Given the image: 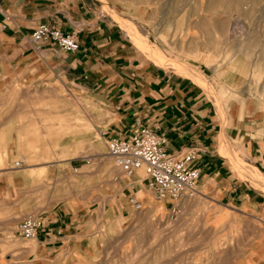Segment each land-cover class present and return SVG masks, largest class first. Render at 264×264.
<instances>
[{"label":"rangeland","instance_id":"rangeland-1","mask_svg":"<svg viewBox=\"0 0 264 264\" xmlns=\"http://www.w3.org/2000/svg\"><path fill=\"white\" fill-rule=\"evenodd\" d=\"M99 1L102 13L115 16L129 43L146 59L193 78L218 105L223 97L264 98V0ZM125 21L134 24L135 32L121 24ZM236 22L241 28L233 27ZM135 36L165 60L151 57ZM201 68L212 74L204 75ZM108 120L103 105L56 79L0 85V168L11 166L25 177L38 178L34 189H20L19 209L0 215V222L9 218L4 222L16 229L22 216L42 213L38 207L46 202L47 212L64 206L76 213L93 212L97 205L100 209L86 231L89 245L25 255L34 239L0 235V264H264V211L196 193L180 199L173 212L170 200L158 199L144 188L136 196L141 209L126 201L128 212L122 215L114 193L117 181L129 177L106 153L99 129ZM12 130L20 141L16 156L7 155L4 148ZM35 152L47 159V181L44 167L32 168L41 166L35 164ZM233 155L228 156L234 173L264 190L257 170ZM16 159L23 160L22 167H13ZM83 163H88L85 173L73 170ZM240 165L251 168L256 179ZM136 176L145 186L141 170ZM110 198L109 209H103Z\"/></svg>","mask_w":264,"mask_h":264},{"label":"crops","instance_id":"crops-1","mask_svg":"<svg viewBox=\"0 0 264 264\" xmlns=\"http://www.w3.org/2000/svg\"><path fill=\"white\" fill-rule=\"evenodd\" d=\"M100 2L0 0V85L56 79L79 88L109 111L108 122L99 129L105 140L125 138L139 124L147 125L166 136L168 151L179 155L189 149L195 151L190 165L200 172L199 193L219 197L226 205L264 211V190L236 175L228 156L234 157L235 153L264 180V98L223 97L218 105L193 78L146 59L129 43L115 16L106 9L113 18L102 13ZM42 22L61 31L80 28L77 49L65 52L49 43L37 49L30 35ZM199 70L206 76L212 74L209 69ZM216 96L219 98V94ZM19 142L16 130H12L11 141L7 140L5 146L3 143L7 155H17ZM41 156L39 152L33 154L35 164L41 166L32 168L44 167L43 180L47 181V159L41 160ZM79 160L88 162L85 158ZM87 164L74 166L75 172L85 173ZM11 168H0V215L19 209L21 188L34 189L38 184L36 176L25 177V173ZM244 169L256 179L251 168ZM137 171L128 179L117 181L118 192L114 195H119L116 203L122 215L128 212L125 202L129 204L131 193L137 196L147 189L138 182ZM111 202L110 198L103 209H109ZM33 205L29 203L31 208ZM95 208L93 212L76 213L64 206L47 212L46 202L38 207L42 213H27L40 216L43 226L25 255H50L89 245L86 231L100 211L98 205ZM4 220L0 222V235L19 236L20 220L16 229Z\"/></svg>","mask_w":264,"mask_h":264},{"label":"built area","instance_id":"built-area-1","mask_svg":"<svg viewBox=\"0 0 264 264\" xmlns=\"http://www.w3.org/2000/svg\"><path fill=\"white\" fill-rule=\"evenodd\" d=\"M81 29L61 31L48 23H39L31 32V40L37 49L46 43L65 52L75 51L78 47L77 34ZM167 138L156 133L151 127L139 124L125 138L107 137L106 153L125 176H131L136 170H142L145 185L158 199L171 201L175 212L177 202L183 197L199 193V169L190 165L195 151L189 149L182 155L168 151ZM23 160L13 161V167L20 168ZM77 171V168H73ZM135 210L141 209V203L135 195L128 198ZM43 226L40 216L26 214L18 224V234L24 240L35 239Z\"/></svg>","mask_w":264,"mask_h":264},{"label":"bare ground","instance_id":"bare-ground-1","mask_svg":"<svg viewBox=\"0 0 264 264\" xmlns=\"http://www.w3.org/2000/svg\"><path fill=\"white\" fill-rule=\"evenodd\" d=\"M127 30H129V31H131V32H135L134 31V29H135V27H134V24L131 22V21H125V22H122L121 23ZM239 25V23H234L233 24V27L235 28V29H238V28H241V27H237ZM136 35V34H135ZM138 36V35H137ZM135 39L137 40V42L138 43H140L142 46L144 45V47H145V49L152 55L151 57H155L156 58V60H159V61H162V60H165V57L163 56V55H161V54H159L158 52H155L154 50H152V49H150V48H148V47H146L145 46V44L143 43V41H141V39H140V37H136L135 36ZM158 49V48H157ZM145 51V50H144ZM148 54V53H147ZM171 63V62H170ZM163 200V199H162ZM161 200V202H160V205H163V203H164V201H162ZM168 203H169V201H168V199H165Z\"/></svg>","mask_w":264,"mask_h":264}]
</instances>
